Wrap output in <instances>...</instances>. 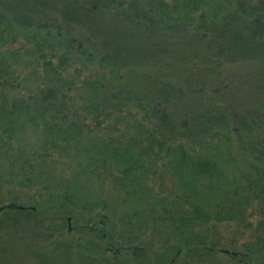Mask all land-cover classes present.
<instances>
[{
    "label": "trees",
    "instance_id": "obj_1",
    "mask_svg": "<svg viewBox=\"0 0 264 264\" xmlns=\"http://www.w3.org/2000/svg\"><path fill=\"white\" fill-rule=\"evenodd\" d=\"M99 8L114 14L121 31L110 35L116 44H119L118 36L124 38L126 32L134 33L137 29L149 33V37L157 36L159 31L194 30L211 44L217 43L215 36L231 31L234 41L244 42L247 36L264 45V0H72L58 9L47 8L39 0H0V50L15 46L8 54L0 55V211L13 209L40 217L41 226L45 224L44 235L61 232L65 220L77 217L75 187H80L78 180L86 179L88 171L90 176H111L123 197L134 199L141 207L140 214L120 218L112 215L114 219L105 216L106 221L101 223L106 226L112 219L116 224L111 232L118 241L116 246L109 243L107 247L114 253L115 264H128L123 253L128 250H133L140 264H146L137 243L154 226L177 238L178 254L193 239L197 240L198 250L212 254L216 248L198 236V226L213 222H235L243 226L245 211L253 205L259 215L255 240L245 243L243 252H222L237 264L264 258V149L260 147L264 142L251 141L252 132L261 122L252 125L238 117V104L229 93V85L206 90L217 108L206 116L199 114L201 107L197 104L205 99V94L200 95L204 90H197L191 96L181 92L174 100L166 101V106L171 108L163 107L160 111L135 95L121 96L122 93L112 91L105 77L83 80L77 100L69 95L75 82L62 74L72 57L87 62L97 59L110 70V79L127 75L113 69L106 55L98 57L92 52L88 44L96 45L97 36L89 35L82 42L77 40L78 27L88 28ZM105 39L104 35L101 44L110 48L112 41ZM28 54L35 56L43 75L33 70L20 77L22 71H15L22 63L27 64L22 55ZM82 69L77 71L78 75ZM15 74L18 75L14 77ZM11 80L37 87L16 95ZM189 99L186 110L181 103ZM192 105L194 111L190 113ZM128 107L138 108L144 114L143 119H126L124 111ZM81 114H85L84 118L94 116L96 127L113 119L108 138L92 137ZM147 121L150 126L145 125ZM28 130L38 137L37 142L29 141L25 134ZM176 133L194 144H203L207 139L221 140L234 158L231 159L236 161L232 164L236 165L234 176L227 177L212 159L191 157L184 144H173ZM238 145L252 151L238 150ZM162 153L172 155L169 159L165 157L166 168L176 178L181 193L170 200L152 196L147 185L158 159H165ZM51 156H59L61 163L86 160V168L76 166L73 177L67 175L66 182L57 185L53 174L56 160L52 164L47 162ZM248 161L249 166L237 164ZM34 187H39L41 195L36 204L28 206L18 201V188ZM9 195L11 203L5 204L4 198ZM93 198L83 205L84 210L100 207L101 199ZM117 224L122 228L121 234ZM97 226L96 222L91 223L92 229ZM102 236L107 238L105 230ZM178 254L171 259L166 253L154 263L172 264Z\"/></svg>",
    "mask_w": 264,
    "mask_h": 264
},
{
    "label": "rangeland",
    "instance_id": "obj_2",
    "mask_svg": "<svg viewBox=\"0 0 264 264\" xmlns=\"http://www.w3.org/2000/svg\"><path fill=\"white\" fill-rule=\"evenodd\" d=\"M39 1H42L47 8L58 9L64 6L67 1L72 0ZM88 1L94 2L96 0ZM42 6L45 8L44 5ZM88 28L78 27L79 38L77 40L82 42L81 40L89 35L97 36L99 41L96 45L87 43L92 52L95 51L98 57L106 55L107 62L113 69L127 75L122 76L121 79L117 77L110 79V70L100 64L97 59L87 62L85 60L80 61L81 58L77 60L72 57L62 76L68 81L75 82L73 90L69 91V95L75 100H77V94L80 91L79 88L82 87L83 80L105 77L108 80L107 87L112 91L122 93L121 96L135 95L140 100L155 105L156 110L160 111V108L163 109V107L171 108L170 105L166 106V101L174 100L181 92L191 96L200 87H205L206 84L215 88L219 85L218 83L225 81V83L229 82L234 91L236 88L238 97L242 98V101L238 103L239 106L237 105L238 117L252 125L261 122L260 126L255 127L252 132L254 139L251 141L264 142L263 44L247 36L244 37L247 39L244 42L234 41L231 31L215 36L217 43L211 44L207 43L194 30L183 33L159 31L157 36L149 37V33L144 30L137 31V29L134 33L126 32L124 38L118 36L119 39L118 37L116 39L119 40V44H116L113 38L110 39V35L114 36L115 32L120 33V28L114 19V14L108 13L103 8L96 10ZM104 35L106 37L105 42L112 41L110 48H107L104 43L101 44ZM11 47L15 49V46ZM11 47H4L0 50V55L1 53L8 54V50L12 49ZM16 47L18 46L16 45ZM22 57L27 61V64L22 63L21 67L15 68V71H22L20 77H24L33 70L39 75L44 74L33 54L22 55ZM80 69L82 70L78 75L77 71ZM17 75L15 74L14 77ZM11 79L13 78L11 77ZM11 81L14 82L16 95H24L28 93V90H34L37 87L36 84L29 85V82ZM204 100L201 99L197 102L198 106L201 107L199 114L206 116L215 113L217 108L215 110L211 96L207 98L205 96ZM189 101L190 99L181 103L186 110ZM191 109L190 113L194 111V105ZM124 113H126V119H132L131 121L134 119L141 121L144 116L138 108L134 107H128ZM81 115L85 121L84 125L90 129L92 137L108 138L107 135H109V131L111 132L109 126L113 125V119H107L101 123L100 127H96L94 116L90 115L84 118L85 114ZM145 125L150 126L148 121ZM25 134L30 137L29 141L32 144L34 141L37 142L38 137L30 130ZM178 134H175L173 144H184L191 157L212 159L219 164L227 177L232 178L234 176L233 172L236 165L233 166L232 164L236 161L231 159L233 157L225 145L220 143V139V141L207 139L203 144H194L188 139L181 138ZM34 146H37L36 143ZM238 146V150L252 151L246 146ZM260 147L264 149V143ZM162 156L167 159L172 157V155L168 156L165 153H162ZM58 157L47 158V162L51 164L56 160V168L53 169V174L57 185L64 184L67 175L68 178H72L76 166L78 168L81 166V169L86 168V160L84 162L70 160L61 163L60 159H57ZM166 158L158 159L155 164L154 175L150 176L147 185L152 196L170 200L179 197L181 193L178 190L176 178L166 168ZM249 162L244 164L237 162V164L243 167L244 165L249 166ZM86 174V179L78 180V184L80 183L82 187L80 184V187H75L78 190L75 208L77 217L71 218L69 221L65 220V226L61 232H54L52 235L45 234L48 236L46 237L42 232L45 224L41 226L43 223L39 222L40 217L36 218V215L28 212L20 213L13 209L0 211V264H115L113 262L114 253L107 250V247H109V243L116 246L118 241L116 234L113 233V226L116 224L111 221L112 219L108 220L109 223L106 226H102L101 223L106 221L105 216L113 218L112 215H116L120 218L133 215L139 213L141 207L134 199L123 197L124 194L118 190L119 188L113 183L111 176L104 175L103 178L95 175L90 176L88 171ZM58 189L60 188L58 187ZM18 190L20 191L18 196L16 195L18 201L24 202L28 206L36 204L41 198L39 187L18 188ZM4 193H8L7 190ZM85 196L87 199L83 198ZM93 197L101 199L100 207L94 208V211L84 210L83 205L87 201L92 202ZM4 203H11L10 195L4 198ZM245 213L246 223L243 226L235 222H213L202 227L198 226L196 231L198 236L207 240L209 245L214 244L213 247L216 249L212 254L198 250L196 239L191 240L178 254L180 243L177 238L172 237L169 232L154 228V226L150 233L137 243L141 258L146 264H155V261L159 262V259L167 253L171 259L178 254L172 264H237L236 261L231 260L229 254L222 251L243 252L244 244L255 240L259 221L256 205L249 206ZM88 218L93 220L88 221ZM55 222L58 224L57 220ZM93 222L98 225L95 230L91 228ZM117 226V230L121 234L120 224ZM103 230L107 233V238L102 236ZM123 253L128 264H140L133 250L123 251ZM247 264H264V258H253Z\"/></svg>",
    "mask_w": 264,
    "mask_h": 264
},
{
    "label": "flooded vegetation",
    "instance_id": "obj_3",
    "mask_svg": "<svg viewBox=\"0 0 264 264\" xmlns=\"http://www.w3.org/2000/svg\"><path fill=\"white\" fill-rule=\"evenodd\" d=\"M207 43H209V42H207ZM218 46V45H217ZM219 85H225L226 84V86H228L229 85V93H230V95H231V97L235 100V103H240V101H242V98L240 99L239 97H238V92H237V90H236V88H235V91H234V88H232L231 87V85L229 84V82H227V83H225V81H221L220 83H218ZM211 88H213V87H211L210 86V84H206V86L205 87H200L199 88V90H200V92H202V90H204V93H200V95H204V96H211L207 91L208 90H210ZM208 89V90H207ZM207 90V91H206ZM222 95H224V92H223V94ZM227 96H229V95H227Z\"/></svg>",
    "mask_w": 264,
    "mask_h": 264
},
{
    "label": "water",
    "instance_id": "obj_4",
    "mask_svg": "<svg viewBox=\"0 0 264 264\" xmlns=\"http://www.w3.org/2000/svg\"><path fill=\"white\" fill-rule=\"evenodd\" d=\"M68 220H70V218Z\"/></svg>",
    "mask_w": 264,
    "mask_h": 264
}]
</instances>
